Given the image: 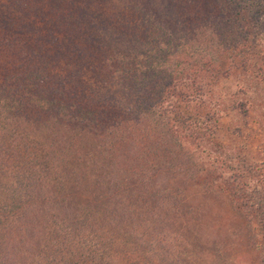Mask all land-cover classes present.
Masks as SVG:
<instances>
[{
    "label": "trees",
    "instance_id": "trees-1",
    "mask_svg": "<svg viewBox=\"0 0 264 264\" xmlns=\"http://www.w3.org/2000/svg\"><path fill=\"white\" fill-rule=\"evenodd\" d=\"M261 18L264 0H0V264L258 254V239H203L198 195L155 181L182 176L251 222L215 135L245 94L228 82L264 83Z\"/></svg>",
    "mask_w": 264,
    "mask_h": 264
},
{
    "label": "rangeland",
    "instance_id": "rangeland-1",
    "mask_svg": "<svg viewBox=\"0 0 264 264\" xmlns=\"http://www.w3.org/2000/svg\"><path fill=\"white\" fill-rule=\"evenodd\" d=\"M264 21V18H261ZM264 34V25L262 27ZM264 42V38H263ZM7 51V49H5ZM4 50L0 52V67L9 68L12 61L7 57ZM232 91L243 89L245 94L236 93L235 102H228L226 109L220 118V128L216 132L215 140L219 148L218 153L226 156L229 167H215L217 174L233 179L234 198L243 199L251 214V222H247L235 211L230 203L221 202L215 196L203 198L206 194L201 187L185 184L182 176L167 174L162 169L156 176L157 187L172 186V190L181 192L186 190L189 197L198 195L196 205L204 206V215L201 218L203 239L216 240L215 242L236 241L248 246V239H258L260 252L258 254L250 251L248 246L244 252L237 254L236 264H264V214L258 213V201L264 200V83L257 82L251 78L235 79L226 85ZM241 103L242 111L233 109L234 105ZM209 162L211 159H207ZM226 168L228 170H226ZM251 210L253 212H251ZM253 220V221H252ZM249 229L250 232H248ZM256 233L258 236L256 237ZM174 234L170 233L169 239ZM247 239V240H246ZM29 239H15L13 245L15 250L22 254V245L26 246ZM239 247H236V250ZM241 249H246L243 246Z\"/></svg>",
    "mask_w": 264,
    "mask_h": 264
}]
</instances>
